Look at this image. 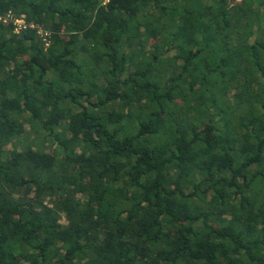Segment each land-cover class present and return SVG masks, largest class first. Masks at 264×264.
Returning a JSON list of instances; mask_svg holds the SVG:
<instances>
[{"label":"trees","instance_id":"obj_1","mask_svg":"<svg viewBox=\"0 0 264 264\" xmlns=\"http://www.w3.org/2000/svg\"><path fill=\"white\" fill-rule=\"evenodd\" d=\"M9 11L0 264H264V0Z\"/></svg>","mask_w":264,"mask_h":264},{"label":"built area","instance_id":"obj_2","mask_svg":"<svg viewBox=\"0 0 264 264\" xmlns=\"http://www.w3.org/2000/svg\"><path fill=\"white\" fill-rule=\"evenodd\" d=\"M10 19H12V22L16 25V29H15L16 31H18L20 28L26 26L24 21H23V18H13L11 11L7 12L3 16H0V20L4 23ZM39 32H41V30ZM45 36H46V33H44L43 37H45Z\"/></svg>","mask_w":264,"mask_h":264},{"label":"rangeland","instance_id":"obj_3","mask_svg":"<svg viewBox=\"0 0 264 264\" xmlns=\"http://www.w3.org/2000/svg\"><path fill=\"white\" fill-rule=\"evenodd\" d=\"M25 127H26V129H29V125H28L27 123L25 124ZM29 137H30V136H29ZM17 145H18V147H21V146H22L21 142H20V143L17 142ZM6 147H7V148H11V145L9 144V145H7Z\"/></svg>","mask_w":264,"mask_h":264}]
</instances>
